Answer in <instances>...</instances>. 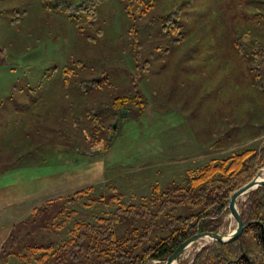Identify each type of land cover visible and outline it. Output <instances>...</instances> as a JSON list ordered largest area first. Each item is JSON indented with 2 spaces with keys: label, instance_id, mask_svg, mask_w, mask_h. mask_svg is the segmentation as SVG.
Wrapping results in <instances>:
<instances>
[{
  "label": "rangeland",
  "instance_id": "rangeland-1",
  "mask_svg": "<svg viewBox=\"0 0 264 264\" xmlns=\"http://www.w3.org/2000/svg\"><path fill=\"white\" fill-rule=\"evenodd\" d=\"M85 1L52 0L57 7L46 9L40 0H0V168L26 152L37 156L36 166L54 164L52 153L62 150L70 159L97 158L105 180L87 198L106 197L114 187L124 204H140L154 184L182 186L208 161L264 145V96L231 45L239 20L258 18L264 0H99L92 26L82 12L65 10ZM132 81L146 103L142 116L121 119L105 151L103 142L88 145L86 111L101 119ZM24 134L29 138L15 148L3 146ZM89 199L60 204L63 214L53 208L47 228L31 231L24 243L59 244L73 222L94 224L111 210L104 199ZM234 227L226 215L218 232ZM205 239L178 260L189 264L211 243Z\"/></svg>",
  "mask_w": 264,
  "mask_h": 264
},
{
  "label": "trees",
  "instance_id": "trees-1",
  "mask_svg": "<svg viewBox=\"0 0 264 264\" xmlns=\"http://www.w3.org/2000/svg\"><path fill=\"white\" fill-rule=\"evenodd\" d=\"M51 1L40 0V3L46 9L56 8ZM98 2L87 0L75 7L66 6L65 10L82 12L87 25L92 26ZM178 8L179 5L175 11ZM124 10L128 14L126 7ZM258 10L261 15L255 20H239L240 31L232 38L231 45L237 56L248 62L252 88L264 96V5L258 6ZM172 25L173 31L179 28L176 21ZM69 72L65 67L64 74ZM145 107L143 96L132 81L129 93L112 98L109 111L101 119L93 118L91 109L86 111L82 128L88 132V137L83 140L89 141L90 146L103 142L105 151L119 121L139 119ZM119 110L126 111V115H119ZM112 123L116 125L114 130ZM109 135L110 140H107ZM68 138H73L72 131ZM222 140L223 135L209 145H218ZM263 167L264 145L232 153L218 161L210 160L182 186L169 182L161 188L154 184L149 188L147 199L140 204H124L114 187L106 197L99 195L92 200L87 196L93 187H88L68 197L47 201L33 209L27 219L12 226L0 247V264H8L10 258L17 264H163L181 242L195 233L218 232L224 225L229 196ZM84 198L90 203H101L104 199L111 204V210L96 218L94 224L73 222L67 238L59 244L52 241L24 243L25 239H30L31 231L47 228L45 221L50 219L48 212L53 208L55 214H63L60 204H72ZM243 207L239 211L243 227L240 238L204 245L194 253L189 264H264V186L249 192ZM49 225L53 227L52 223ZM177 264L186 263L178 260Z\"/></svg>",
  "mask_w": 264,
  "mask_h": 264
},
{
  "label": "crops",
  "instance_id": "crops-1",
  "mask_svg": "<svg viewBox=\"0 0 264 264\" xmlns=\"http://www.w3.org/2000/svg\"><path fill=\"white\" fill-rule=\"evenodd\" d=\"M17 137L18 135H11L3 146L7 149L15 148L19 142L23 143L29 138L27 134ZM44 155L49 158L48 154ZM27 156L30 158L25 161L23 157ZM51 156V159L55 157L54 164L36 166L39 161L37 156L26 152L11 167L0 168V247L12 226L27 219L33 209L105 180V177L102 178L103 168L97 158L81 159L77 155L78 157L70 159L65 150L58 151V154L52 153Z\"/></svg>",
  "mask_w": 264,
  "mask_h": 264
},
{
  "label": "water",
  "instance_id": "water-1",
  "mask_svg": "<svg viewBox=\"0 0 264 264\" xmlns=\"http://www.w3.org/2000/svg\"><path fill=\"white\" fill-rule=\"evenodd\" d=\"M126 111L119 110V115H126ZM115 123H112L111 129H115ZM107 140H110V135L107 137ZM264 168V167H263ZM262 169V168H261ZM259 169L254 177L245 183L242 187L234 191L228 198L227 201V217L232 219L235 227L230 233L221 234L219 232H203V233H195L191 237L187 238L183 242H181L170 254V256L164 261L163 264H177L180 255L183 253L185 249L192 246L198 240L203 238H208L210 242H218V243H226L234 240H238L241 236L242 232V222L240 219V213L237 209V201L239 197L244 194L246 196L249 192L254 191L255 189L264 186V177H260Z\"/></svg>",
  "mask_w": 264,
  "mask_h": 264
},
{
  "label": "bare ground",
  "instance_id": "bare-ground-1",
  "mask_svg": "<svg viewBox=\"0 0 264 264\" xmlns=\"http://www.w3.org/2000/svg\"><path fill=\"white\" fill-rule=\"evenodd\" d=\"M262 177H264V168L262 169V172L260 173V177L259 178H262ZM244 194L243 195H241L240 197H239V200L237 201V203L239 202V201H242L243 199H244ZM246 198V197H245ZM237 205V204H236ZM239 211V210H238ZM240 213V212H239ZM205 239V238H204ZM206 240V239H205ZM200 244H201V242H200ZM188 249V248H187ZM186 249V250H187Z\"/></svg>",
  "mask_w": 264,
  "mask_h": 264
}]
</instances>
